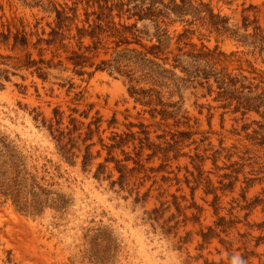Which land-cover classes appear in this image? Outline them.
Here are the masks:
<instances>
[{
  "label": "rangeland",
  "instance_id": "rangeland-1",
  "mask_svg": "<svg viewBox=\"0 0 264 264\" xmlns=\"http://www.w3.org/2000/svg\"><path fill=\"white\" fill-rule=\"evenodd\" d=\"M188 1L202 12L180 15L163 0L155 18L115 17L137 22L148 47L164 33L162 50L148 58L167 72L143 77L151 71L131 63L123 67L132 70L131 82L116 70H97L114 43L84 67L70 60L81 53L75 35L86 0H0V31L29 38L24 51L13 50L12 38L0 44V70L10 71V80L0 78V264H234L237 257L264 264V151L247 136L264 118L235 111L237 102L228 105L219 94L226 74L249 78L239 90L250 82L264 89V40L252 37L257 27L264 35V0ZM64 8L73 20L61 41L48 44ZM210 11L220 17L214 21L225 19L226 32L214 29ZM27 52L45 61V80L35 67L10 66ZM96 118L98 132L83 142ZM72 119L78 129L71 133ZM114 134L129 140L109 155L104 145ZM107 157L126 165L123 184ZM100 163L105 169L96 178Z\"/></svg>",
  "mask_w": 264,
  "mask_h": 264
},
{
  "label": "trees",
  "instance_id": "trees-1",
  "mask_svg": "<svg viewBox=\"0 0 264 264\" xmlns=\"http://www.w3.org/2000/svg\"><path fill=\"white\" fill-rule=\"evenodd\" d=\"M136 0H86L88 5L85 8V19L83 20L84 25L82 27H77V34L75 37L77 38L79 50L81 53H77L73 51V57L70 60H73L75 67L81 66L84 67L85 64L94 56L98 55L101 49H105L106 54L108 53L109 47L107 45L109 43H114L112 58L108 60H102L101 63L97 66V70H110L118 71L122 74H126L129 76L130 81L133 79L130 73L132 70H124L123 67H127L131 63H133L140 71H144L149 69L151 72H145L143 77L146 75L151 76L152 73L156 72L158 75L162 76L166 70H161L160 65L148 58V54L157 56L158 53L162 50V36L164 33L157 32V41L159 44H153L151 46H146L141 42L140 31L137 30V22L131 25L123 24L115 21V17H119L120 19L124 16L125 13H128V18L137 16V20L151 19L155 18L158 14L154 9L155 5L161 3L163 0H139L142 5H134L133 8L130 7V4ZM174 7L173 10L177 14H183L188 10H192V12L200 14L202 12L203 5L193 6L189 4L188 0H181V5L175 4L174 0H172ZM147 4V5H146ZM94 8L91 12H88V8ZM135 9L134 13H131V10ZM73 11L74 18H76V8H71ZM116 12V13H114ZM68 11L64 8L61 11H57V28L58 31H53V39L47 40L48 44H55L58 40H62L64 38L63 31L69 27L66 25V22L72 21L73 18L67 16ZM93 18L91 19V17ZM209 18L212 20V26L217 32H226L228 29L224 26L225 19H221V21H214L219 19V15H215L212 11L209 12ZM244 21H248V17H244ZM256 21V20H255ZM87 24V26H86ZM245 28L248 27L247 23H245ZM70 30V29H69ZM161 31V30H160ZM236 32V31H235ZM237 36V35H236ZM89 37L92 41L91 45L83 46V39ZM253 39L256 42L263 43L264 35H262V30L257 27L255 28V32L252 34ZM13 39L12 48L13 50L21 49L22 51L27 50L29 47V38L27 33L21 30H17V32H13L9 27L7 31H0V44L9 45V42ZM245 38V36L241 37ZM112 40V41H110ZM43 42V40H38L35 46L39 43ZM109 42V43H108ZM132 43H136L140 45L145 52L139 51L136 48H129L128 46ZM125 46V48H121ZM87 53L92 54L91 57L87 56ZM42 55V54H39ZM1 58H4L0 54ZM198 57V56H195ZM11 58V57H7ZM41 64H45L43 59L35 60L32 59V53L27 52L23 57L16 58V62L12 66L14 69L25 68L30 69L31 67H35L33 73H37L39 77L45 80L48 76V73L43 72L44 67ZM164 71V72H163ZM0 78L5 80H10V71L9 70H0ZM254 79L257 80V77ZM259 83H264L263 77L260 76ZM249 78L245 75H239L237 77H231L229 74L223 75L219 81V88L221 89V96L224 97V101H227L228 105H231L233 101L237 102V106L235 107V111H239L241 108H244L243 115L250 111H255L260 114L264 118V111H260L261 108H264V89L259 92V84L254 86L253 82H250L247 86L242 84L239 88H236L238 82L243 83L244 81H248ZM2 87V85L0 84ZM248 89L247 94H244V90ZM131 94H134V87H130ZM165 114V111H163ZM55 117L60 118L62 114L60 112L55 111ZM165 118V117H164ZM75 119L71 120V123L75 125ZM101 122V118H96L94 121L89 123L88 130L83 138V142H86L93 138L95 132L99 130V123ZM116 122V119L113 118L109 124ZM259 124V130H254L253 134H248L247 136L252 140V144L257 146V151H264V135H261L260 130L264 131V125L260 124V122H256ZM92 125L96 126V129L92 128ZM77 126H74V129H70V132L77 131ZM125 134H114L111 138L112 143L110 145H104L108 148L109 155L117 148H122L128 143V135L124 137ZM134 135V134H133ZM261 135V136H260ZM82 134H79V138ZM102 141V139H101ZM61 142V141H60ZM92 144L86 146V154L84 155L83 167H86L91 153L90 147ZM60 150L64 155H67L70 151L66 148V145H61ZM247 153V152H246ZM129 160V159H126ZM114 161L116 163V169L121 173L119 179L123 184V181L126 179V165H122V160H117L114 157H107L105 162ZM105 169V165L100 163L97 172L95 174L96 178L100 177V173Z\"/></svg>",
  "mask_w": 264,
  "mask_h": 264
},
{
  "label": "clouds",
  "instance_id": "clouds-1",
  "mask_svg": "<svg viewBox=\"0 0 264 264\" xmlns=\"http://www.w3.org/2000/svg\"><path fill=\"white\" fill-rule=\"evenodd\" d=\"M234 264H239V258L237 257L236 260L234 261Z\"/></svg>",
  "mask_w": 264,
  "mask_h": 264
}]
</instances>
